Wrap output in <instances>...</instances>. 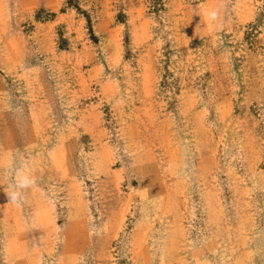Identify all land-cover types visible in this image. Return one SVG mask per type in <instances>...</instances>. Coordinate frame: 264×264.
Returning a JSON list of instances; mask_svg holds the SVG:
<instances>
[{
    "label": "rangeland",
    "instance_id": "rangeland-1",
    "mask_svg": "<svg viewBox=\"0 0 264 264\" xmlns=\"http://www.w3.org/2000/svg\"><path fill=\"white\" fill-rule=\"evenodd\" d=\"M0 264H264V0H0Z\"/></svg>",
    "mask_w": 264,
    "mask_h": 264
},
{
    "label": "clouds",
    "instance_id": "clouds-1",
    "mask_svg": "<svg viewBox=\"0 0 264 264\" xmlns=\"http://www.w3.org/2000/svg\"><path fill=\"white\" fill-rule=\"evenodd\" d=\"M206 15L210 23L215 22L218 18V9H211L206 13ZM12 175V190L7 194L10 197L11 202L19 203L23 200L26 190L30 189L35 184V179L32 176L27 164L23 162L22 158L20 166L12 170Z\"/></svg>",
    "mask_w": 264,
    "mask_h": 264
}]
</instances>
